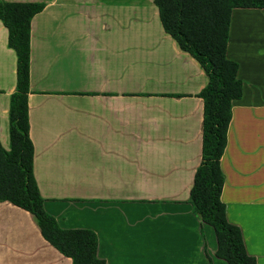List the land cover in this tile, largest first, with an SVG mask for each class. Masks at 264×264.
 Returning a JSON list of instances; mask_svg holds the SVG:
<instances>
[{"label":"crops","instance_id":"1","mask_svg":"<svg viewBox=\"0 0 264 264\" xmlns=\"http://www.w3.org/2000/svg\"><path fill=\"white\" fill-rule=\"evenodd\" d=\"M44 3L31 22L30 139L45 211L90 230L105 264H229L189 203L202 162L204 69L162 25L155 0ZM242 97L220 166L221 200L264 264V8L233 9L226 50ZM17 55L0 20V144L10 150ZM0 264H73L34 217L0 202Z\"/></svg>","mask_w":264,"mask_h":264},{"label":"trees","instance_id":"2","mask_svg":"<svg viewBox=\"0 0 264 264\" xmlns=\"http://www.w3.org/2000/svg\"><path fill=\"white\" fill-rule=\"evenodd\" d=\"M164 30L204 69L208 84L204 102L202 162L194 177L189 203L212 226L218 240L216 255L229 264H256L244 246L241 231L226 218L221 200L224 155L232 103L242 97L238 64L226 57L233 9L264 8V0H155ZM44 3L0 0V20L9 32V47L17 55V85L10 104V150L0 144V202H10L35 219L43 237L73 264H105L98 258V238L90 230H64L44 209L34 177V147L30 139V40L32 19Z\"/></svg>","mask_w":264,"mask_h":264}]
</instances>
